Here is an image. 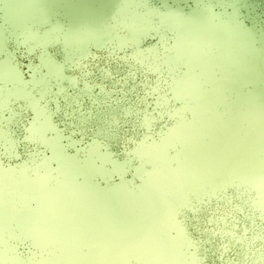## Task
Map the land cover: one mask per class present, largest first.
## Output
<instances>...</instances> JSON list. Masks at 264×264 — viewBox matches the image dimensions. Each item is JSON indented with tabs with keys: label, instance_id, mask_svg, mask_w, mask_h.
<instances>
[{
	"label": "water",
	"instance_id": "water-1",
	"mask_svg": "<svg viewBox=\"0 0 264 264\" xmlns=\"http://www.w3.org/2000/svg\"><path fill=\"white\" fill-rule=\"evenodd\" d=\"M103 19L118 26L125 48L98 46L96 34ZM185 20L192 29L188 36L179 27ZM137 53H142L139 59L144 64L154 68L148 79L161 81L169 98L168 115L112 144L111 160L91 140L58 147L55 130L46 127L41 117L30 135L47 132L45 150L30 158L21 149L19 156L3 157L0 166V236L6 243L5 264H16L14 238L25 231L22 220L15 217H30L33 225L40 223L38 201L49 208L48 225L43 223L38 230L42 237L38 242L27 232L32 240L29 264H77L90 252L102 258L98 252L104 248V255L110 253L118 264H264L260 241L235 245L230 237L209 240L208 234L193 226L189 215L201 200L211 198L215 207L217 198L227 195L256 217H264L255 184L221 176L207 153L195 158L201 173L181 171L182 180L188 182L185 185L171 176L180 168L179 154L192 156L194 142L212 143L209 134L196 133L204 131L196 113L200 101L201 116L211 124L234 121L232 129L249 144V151L257 157V171L264 178V0H0V84L17 97L22 91L19 78L31 79L29 66L47 73L50 63L70 60L103 66L116 57H128L127 64L135 65ZM188 53L194 55L193 60ZM78 74L70 69L64 72L66 77ZM181 81L188 84L191 94H178ZM63 86H69L67 81ZM22 104L21 100L16 107ZM51 107L55 109L54 104ZM183 122L193 126L188 144L177 136L186 134L184 129L178 130ZM251 125L257 138L248 129ZM140 148L143 150L138 152ZM151 150L158 152L157 162L145 154ZM204 152H208L206 147ZM228 153L234 163L231 148ZM59 159L70 162L67 167L76 165L79 171L60 170ZM140 162L143 174L138 172ZM146 181L152 183L145 189ZM191 181L198 182L197 186ZM76 203L85 207L81 211L84 222L76 215L80 209L68 205ZM62 207L69 221L65 226L58 222ZM179 207H184L180 215L175 211ZM65 234L72 240V251L65 244ZM120 234L133 241L136 237L147 240L153 255L130 246L124 256L122 249L131 242L112 239ZM222 244L229 245L223 260ZM100 260L112 264L108 257Z\"/></svg>",
	"mask_w": 264,
	"mask_h": 264
},
{
	"label": "snow or ice",
	"instance_id": "snow-or-ice-1",
	"mask_svg": "<svg viewBox=\"0 0 264 264\" xmlns=\"http://www.w3.org/2000/svg\"><path fill=\"white\" fill-rule=\"evenodd\" d=\"M141 55L137 53L135 65L127 64L128 57H116L103 66L70 60L65 64L50 63L47 73L29 66L31 79L19 78L22 90L19 97L10 94L9 89L6 92L0 84V139L3 141L0 166L3 157L19 156L21 149L30 158L45 150L47 132L39 137L30 135V129L41 122V117L46 127L55 130L58 147L91 140V145H100L110 160L112 144L127 137L130 131H142L153 122L162 121L168 115L169 98L161 81L148 79L154 68L144 64L139 59ZM68 69L79 74L66 77L64 72ZM64 81L69 85L67 88L63 86ZM21 100L23 104L16 107ZM57 118L59 123H54ZM112 163L118 167L117 161ZM175 211L180 215L184 207ZM189 215L193 226L208 234L209 240L230 237L235 245H253L257 241L264 244V217H256L243 203L235 204L227 195L219 196L215 207L211 205V198L201 200L199 207L192 206ZM14 247L16 264H29L32 240L27 232L20 231L15 236ZM222 248L221 260L229 245L222 244ZM6 259V243L0 236V264H5Z\"/></svg>",
	"mask_w": 264,
	"mask_h": 264
},
{
	"label": "rangeland",
	"instance_id": "rangeland-1",
	"mask_svg": "<svg viewBox=\"0 0 264 264\" xmlns=\"http://www.w3.org/2000/svg\"><path fill=\"white\" fill-rule=\"evenodd\" d=\"M102 24L99 26L98 25V32L96 34V41L99 44L98 46H100V48L102 49H111V50H120L125 48V45L123 43L121 36V30L118 28V26L113 23L112 21L108 20V19H103L101 20ZM90 23V22H89ZM179 27L181 28V32L182 34L188 36L192 33V29L191 26L189 25V20H185V22H179ZM190 56V59L193 60L194 59V55L192 53H188ZM227 82H229L228 84L232 86V82L231 80H227ZM212 91L215 92L216 89L214 88L213 84H212ZM179 93L178 94H182V92H185L186 94H191L190 91L188 90V84L186 82H180L179 83ZM201 104L202 102H198L196 103V113L198 115V117H200V119H202V124H201V128L204 131L196 132L198 133V135H200L202 132L209 134L210 139H211V144L210 143H198L196 144V142H194V148L193 150H190V152L192 153V156H190L189 154H186L184 156V153L181 154L183 156H180L179 154V161H180V167L178 170H175L171 173V176H174L175 178V182H180L178 184L181 185H185L186 183V179L182 180V175H181V171H185L186 169L187 172L186 174L188 175L189 172L188 171H193L196 173H201L202 167L198 166L196 164L197 160L195 159L198 156H203L204 153H207L208 158L211 159L213 161V163H216V165H214V170H216L217 172H222L223 174L221 176L223 177H238L241 178L242 180H248L249 182H252L253 184H255V186H257L258 188V192H259V197H260V204L264 205V178L263 176H261L259 174V172L257 171V157L255 154H252L249 151V144L247 142H245L244 140H242L241 138H238L235 131L232 129L231 125H234V121L230 118V123L225 122L224 124H222L221 126H215L214 124H211V122L207 119L205 120L204 117L201 116ZM260 120V118H258ZM262 121V120H260ZM178 130H182L184 129V131L186 132L183 133L182 135H178L176 132L175 134H177L178 138L180 140H184L185 142H189L190 138L188 137L190 135V133L192 132L193 126L188 123V122H183V124H179L178 126ZM249 131L253 132V137L257 138V135L255 134V127H253L252 125L248 127ZM177 130V131H178ZM170 137L169 139H172L173 136H168ZM200 137V136H199ZM205 147L206 150H208V152H204L205 151ZM228 148H231V151L233 153V157L235 159V162L232 163L229 153H228ZM138 150V149H137ZM143 149L140 148L141 152ZM157 150V148H156ZM248 151L251 154H248ZM140 155H142L141 153H139ZM145 154L147 156H150L151 160H154V162L158 161L159 155L158 152L151 150V152L146 151ZM252 155V156H250ZM182 157V158H181ZM194 157V158H193ZM64 159V158H63ZM60 160V159H59ZM61 162V166H60V170H62V168H72L70 169V172H73L74 170H78V167L76 165L73 166H68L67 165L70 162H66L63 160H60ZM66 165V166H65ZM84 168V167H83ZM138 172H140V174H143L140 170V168H143V164L140 162L139 166H138ZM82 171V168L80 169ZM85 170H87L88 172V168L86 167ZM79 171V170H78ZM123 175V174H122ZM216 177V176H214ZM216 179V178H214ZM152 180H154V178H152ZM211 180V179H209ZM204 179H202L200 181L203 182ZM150 183L152 182H145V184L143 185V188L146 189V187L148 185H150ZM190 183V182H189ZM195 184V183H194ZM191 181V185H193L194 187L197 186L198 182L196 183V185H194ZM190 185V184H188ZM201 185V184H200ZM205 185V184H203ZM202 185V186H203ZM158 189V187H157ZM131 200L134 202H137V199L135 196L131 197ZM114 202H116L115 200H113ZM118 201V200H117ZM119 202V201H118ZM74 204V203H73ZM5 205V204H3ZM38 212L40 214L41 217V222H36V224L33 225L34 220L32 221V219L30 217H24V216H18L19 218L15 217V220H22L21 224L25 226V231L28 232L29 234H33L34 238H36L37 242L41 240V235L39 234V229L42 227L43 223L44 225H48V223L46 222L47 220V216L49 215V208H47V205L45 204V202L43 201H38ZM70 207L76 206L78 209H80L79 213L76 215H80L82 222L85 221L81 211L83 208H85L84 206H81L80 204L76 203L75 205H70L68 204ZM65 209L64 207H62V220H59L58 222L61 223L60 226H65V224L69 221L67 215H64ZM73 212V211H72ZM71 212V213H72ZM51 215V214H50ZM113 218V217H112ZM67 235V234H65ZM64 235V241L65 244H67V246L69 245L70 250L72 251L73 246L70 245L72 244V240L71 238H69V236H65ZM112 239L114 240H125V241H129L131 242V244H127L126 247H123V255L125 256V254L128 252V248L131 246L132 248L134 247H138L142 250H144L147 254H151L153 255V250L150 248V246L148 245V241L143 239V238H138L136 237V239H134V241L130 238L127 237L126 234H120L118 236H113ZM120 246V245H119ZM74 253V252H73ZM73 253H69V257L75 259L76 257L73 255ZM106 253V248H104L101 252H98L99 255L102 256V258L104 257H108L112 264H118V260L117 258H113L111 256V254H107L104 255ZM102 258H96V254H94L93 257V252H90L89 254H84L81 258L80 261L77 264H102L101 260ZM58 263H60L58 261ZM42 264H52V262H43ZM70 264H75L73 261L70 262Z\"/></svg>",
	"mask_w": 264,
	"mask_h": 264
},
{
	"label": "flooded vegetation",
	"instance_id": "flooded-vegetation-1",
	"mask_svg": "<svg viewBox=\"0 0 264 264\" xmlns=\"http://www.w3.org/2000/svg\"><path fill=\"white\" fill-rule=\"evenodd\" d=\"M88 26H90V23H88Z\"/></svg>",
	"mask_w": 264,
	"mask_h": 264
}]
</instances>
